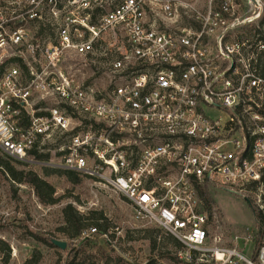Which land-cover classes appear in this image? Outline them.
I'll list each match as a JSON object with an SVG mask.
<instances>
[{
  "label": "built area",
  "instance_id": "2783aa9c",
  "mask_svg": "<svg viewBox=\"0 0 264 264\" xmlns=\"http://www.w3.org/2000/svg\"><path fill=\"white\" fill-rule=\"evenodd\" d=\"M257 2L0 0V152L38 163L32 151L63 136L58 167L121 193L135 218L201 261L264 264V236L255 258L218 244L199 197L205 185L264 189ZM71 57H98L103 67L85 83L66 65Z\"/></svg>",
  "mask_w": 264,
  "mask_h": 264
},
{
  "label": "rangeland",
  "instance_id": "374dc122",
  "mask_svg": "<svg viewBox=\"0 0 264 264\" xmlns=\"http://www.w3.org/2000/svg\"><path fill=\"white\" fill-rule=\"evenodd\" d=\"M260 2L264 3V0H260ZM252 12L253 9L247 6L245 15H250ZM48 25L51 30L47 31V36L51 39L54 25L51 20ZM76 59L77 57H71L66 65L79 67L80 78L85 83L94 77L92 68L103 67V63L99 62L98 57ZM93 81L98 85L103 79L97 78ZM66 142L67 140L63 136L52 134L43 143L44 153L49 154V159L42 163L38 160V163L32 164L22 162L23 167L35 170L39 164L58 167L59 149H64ZM19 167L23 168L22 165ZM51 182L57 186L56 197H60V200L53 205H43L30 186L13 181L6 172L0 170V239L4 240L10 248V255L6 262L3 261L4 256L0 255V264H25L33 249L40 250L45 264H51L58 256L57 250L37 240L35 236L46 239L57 236V228L62 225L61 210L67 204L73 205L82 214L89 211L104 213L113 228H109L107 238L99 235L97 240L98 244L106 250L108 248L105 246V240L109 243L108 247H111L113 251L107 252H110L111 255L121 256L134 264H146L149 257L156 255L157 252L150 251L148 240L142 238L143 230L152 226L156 227V225L147 219L135 218L134 207L121 193L88 178L76 185L65 180L51 179ZM208 188L214 201L210 207L211 233L217 237L218 244L236 247L245 255H252L257 243H260L257 242L255 235L257 223L253 212L254 209L263 208L264 189L259 193L252 189L242 194H236L216 185L208 186ZM112 232H114L113 237L110 235ZM96 235L95 233L93 236ZM78 243L77 240L75 244L78 245ZM169 248L178 257L179 254L189 256L191 251H194L177 250L170 245ZM196 252L197 262L205 263L206 260L203 258L204 260L201 261L200 253ZM64 258L65 254L63 253L61 260L63 261ZM161 262L172 264L168 261Z\"/></svg>",
  "mask_w": 264,
  "mask_h": 264
},
{
  "label": "trees",
  "instance_id": "16d2710c",
  "mask_svg": "<svg viewBox=\"0 0 264 264\" xmlns=\"http://www.w3.org/2000/svg\"><path fill=\"white\" fill-rule=\"evenodd\" d=\"M261 33L264 39V31H261ZM14 60L10 62L14 63ZM32 152L35 159L41 161V163L49 159L48 153ZM21 165L23 167L22 162L5 156L0 152V170L6 172L13 181L30 186L34 190L39 202L43 205H53L60 200V197H56L57 186L51 182V179L65 180L72 185L81 183L85 178L91 179L79 172L67 170L62 167L39 164L35 170L19 167ZM199 197L208 212L209 218H211L210 207L214 201L208 185H205L199 190ZM126 200L128 201V199ZM253 213L257 223L255 235L257 242H260L257 243L252 253V258H255L264 236V200L263 208L254 209ZM61 215L62 225L57 228V236L53 237L58 240H64L66 242L65 249H60L55 246L51 241L52 238L46 239L35 236L37 240L57 250L58 256L51 264H134L123 259L121 256H113L110 252H107L113 251V249L108 247L109 243L106 240L105 246L108 248L107 250L98 244L97 237L102 234L107 235L109 228H113L112 225L110 226L108 218L102 211H89L88 213L82 214L73 205L67 204L62 208ZM91 229H95L97 235L93 236L94 233L88 238L83 237V234L90 232ZM143 233L142 238L148 240L150 251L157 252L153 257H149L146 264H165L161 261H168L172 264H213L212 261L205 263L197 262L198 255L196 251H191L189 255L190 261L178 257L169 248V245L177 250H185L187 247L162 227L157 225L156 227H148L143 230ZM110 235L113 237L114 232L110 233ZM77 240L79 241L78 245L75 244ZM63 253L65 254V258L62 261L61 254ZM93 253L96 254L94 255ZM0 255L4 256V262L7 261L10 255L9 245L2 239H0ZM25 264H45L40 250L33 249Z\"/></svg>",
  "mask_w": 264,
  "mask_h": 264
},
{
  "label": "water",
  "instance_id": "95a60500",
  "mask_svg": "<svg viewBox=\"0 0 264 264\" xmlns=\"http://www.w3.org/2000/svg\"><path fill=\"white\" fill-rule=\"evenodd\" d=\"M251 3H253L256 7L260 8V4L257 2V0H249ZM52 243L57 246L60 249L66 248V242L64 240H58V239H51Z\"/></svg>",
  "mask_w": 264,
  "mask_h": 264
}]
</instances>
